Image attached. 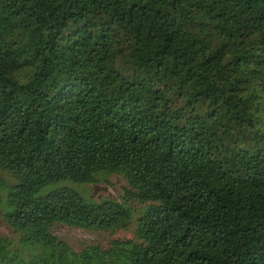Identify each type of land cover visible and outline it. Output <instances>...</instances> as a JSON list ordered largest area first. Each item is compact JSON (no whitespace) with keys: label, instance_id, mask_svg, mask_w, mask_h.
Listing matches in <instances>:
<instances>
[{"label":"trees","instance_id":"16d2710c","mask_svg":"<svg viewBox=\"0 0 264 264\" xmlns=\"http://www.w3.org/2000/svg\"><path fill=\"white\" fill-rule=\"evenodd\" d=\"M0 264H264V0H0ZM135 240L75 254L56 225ZM3 193L6 198H3ZM149 204V205H148Z\"/></svg>","mask_w":264,"mask_h":264},{"label":"rangeland","instance_id":"374dc122","mask_svg":"<svg viewBox=\"0 0 264 264\" xmlns=\"http://www.w3.org/2000/svg\"><path fill=\"white\" fill-rule=\"evenodd\" d=\"M9 183H15L14 179L7 173L0 171ZM61 188H69L78 192L89 203H99L103 200H114L121 203H126L134 213L133 223L126 230H117L114 232H94L84 229L69 227L66 225H56L52 231L60 241L67 244V246L75 254L90 253L93 249L108 250L111 248L114 241H129L135 240V233L137 229V219L142 210L145 208L139 201L133 197H126V191L130 189L128 180L122 175H103L98 178L96 184L79 185L71 182H64L60 185L48 188L43 195L48 191L59 190ZM3 198L6 194L3 193ZM149 205V204H148ZM6 207H0V241L5 244L10 243L8 250L11 252L18 251L23 257L29 259L38 258L42 254V250L38 247L25 249L19 242V237L14 233L12 228L8 225L5 219Z\"/></svg>","mask_w":264,"mask_h":264}]
</instances>
